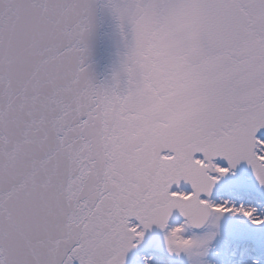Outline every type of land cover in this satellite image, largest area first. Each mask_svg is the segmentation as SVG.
Returning <instances> with one entry per match:
<instances>
[{"label":"snow or ice","instance_id":"snow-or-ice-1","mask_svg":"<svg viewBox=\"0 0 264 264\" xmlns=\"http://www.w3.org/2000/svg\"><path fill=\"white\" fill-rule=\"evenodd\" d=\"M144 5L0 0V264H137L157 232L166 254L181 258L200 246L194 235L210 218L213 236L226 215L264 225L255 208L209 199L241 163L264 188V0H200L189 70L203 76L202 103L179 134L181 168L169 176L175 164L162 165L137 193L135 158L117 151L131 89L127 52L111 83H96L86 61L98 11L128 49ZM176 155L165 149L159 158ZM174 236L189 245L175 247Z\"/></svg>","mask_w":264,"mask_h":264},{"label":"bare ground","instance_id":"bare-ground-1","mask_svg":"<svg viewBox=\"0 0 264 264\" xmlns=\"http://www.w3.org/2000/svg\"><path fill=\"white\" fill-rule=\"evenodd\" d=\"M232 193V192H230ZM225 201L228 202V206L239 207L241 204L245 207L255 208V215L264 219V206L253 200V204L250 201L242 203L240 196H234L232 193V199H228L227 195L212 196L211 202L216 204H222ZM230 220L225 229L218 231L217 235L211 237L206 247H203L200 252L198 260L199 264H264V250L254 251L248 248L249 244H246L241 235L247 231V229H255L257 226H253L248 220L241 219L240 216L226 215ZM213 222V221H212ZM233 228H238L234 230ZM241 240V243H240ZM161 244V237L152 242L149 251L157 250ZM139 257H149V264H167L165 260L156 257L149 252L146 254L136 255L137 264H142Z\"/></svg>","mask_w":264,"mask_h":264},{"label":"rangeland","instance_id":"rangeland-1","mask_svg":"<svg viewBox=\"0 0 264 264\" xmlns=\"http://www.w3.org/2000/svg\"><path fill=\"white\" fill-rule=\"evenodd\" d=\"M241 219H243V217H241ZM245 220H247V219H245ZM229 221L230 220L226 216L222 217L220 220L218 231H220L221 229H225L227 227ZM215 232H216V227H215L214 223L211 225V227L207 231H205L204 233H201V234H195L194 235L193 233L189 234V233L185 232V235H188V236L194 235V238L200 242V246L198 248H195V250H192V252L186 253V255H184V257H181V258L169 257L166 253L162 254V253H156V252L153 254L156 257H159L162 260H165L167 262V264H169L168 259L174 260V262H172L171 264H178L179 262H182V264H199V260H198L199 255L197 253L200 252V250L203 247L207 246L209 239L211 237H213V233H215ZM241 237L242 238L246 237L245 240L248 242H251L248 245V248L251 250V252H253V250L260 251V250L264 249V225L256 227L255 229H247V231H245L241 235ZM240 243H241V240H240ZM161 247H162V244H161Z\"/></svg>","mask_w":264,"mask_h":264},{"label":"clouds","instance_id":"clouds-1","mask_svg":"<svg viewBox=\"0 0 264 264\" xmlns=\"http://www.w3.org/2000/svg\"><path fill=\"white\" fill-rule=\"evenodd\" d=\"M173 243H174L175 247L183 249V248H186L189 245L190 241L187 240V239H179L178 237L174 236L173 237ZM192 250H195V248L192 249ZM184 255H186V253Z\"/></svg>","mask_w":264,"mask_h":264},{"label":"water","instance_id":"water-1","mask_svg":"<svg viewBox=\"0 0 264 264\" xmlns=\"http://www.w3.org/2000/svg\"><path fill=\"white\" fill-rule=\"evenodd\" d=\"M213 196H217V195H213ZM221 196H224V195H221ZM227 196H228V199H232V194H231V195H230V194H229V195L227 194ZM234 196H235V197H236V196H240V197H241V201H242V203L245 202V201H250V204H253V200H252V199H251V200H250V199H244L245 197H244V195H242V194H236V193H234ZM210 219H211V218H210ZM213 219L215 220L214 217L212 218V220H213ZM214 220H213V222H214V224H215L216 221H214Z\"/></svg>","mask_w":264,"mask_h":264}]
</instances>
